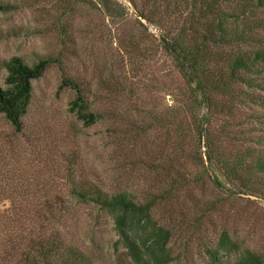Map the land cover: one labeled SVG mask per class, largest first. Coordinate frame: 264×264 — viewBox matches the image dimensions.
Returning <instances> with one entry per match:
<instances>
[{
  "label": "rangeland",
  "instance_id": "374dc122",
  "mask_svg": "<svg viewBox=\"0 0 264 264\" xmlns=\"http://www.w3.org/2000/svg\"><path fill=\"white\" fill-rule=\"evenodd\" d=\"M7 5L0 12V86L1 63L11 57L28 65L43 58L57 62L31 82L19 132L0 117V192L6 198H0V211L43 205L60 210L64 219L56 230L92 264H128L124 249L114 244L110 217L72 198V189L87 185L137 202L155 199L151 213L170 231L171 264H207L205 250L222 231L241 249L264 253V174L252 182L259 195L237 193L205 158L207 147L230 160L259 149L264 108L216 98L204 126L206 147L195 132L203 118L193 117L189 88L161 48L162 36L204 34L198 2L0 0ZM253 18L264 19V10ZM256 32L264 38V29ZM209 48L219 56L237 49ZM216 61L208 68L226 71L222 58ZM63 79L78 85L87 110L100 116L97 122L85 126L69 112L75 94L59 89ZM239 90L264 97L255 88ZM220 258L231 264L235 255Z\"/></svg>",
  "mask_w": 264,
  "mask_h": 264
},
{
  "label": "trees",
  "instance_id": "16d2710c",
  "mask_svg": "<svg viewBox=\"0 0 264 264\" xmlns=\"http://www.w3.org/2000/svg\"><path fill=\"white\" fill-rule=\"evenodd\" d=\"M201 6L206 20L204 34L188 36L184 30L171 36H162V50L189 88V98L195 119L197 139L208 146V134L204 129L210 111L216 107V98L244 103L253 102L264 108V97L240 91L239 86L264 92V38L256 31L264 29V19L253 18V13L264 10V0H192ZM11 6H0V12ZM210 46L232 47L233 53L221 56ZM222 58L226 71L215 72L208 65ZM56 59L43 58L28 65L20 57L2 61L5 71L4 87L0 86V117L16 132L21 130L22 118L31 100V82L40 78L45 69ZM213 68V67H211ZM71 88L75 97L69 112L85 126L100 119L89 112L78 85L63 79L59 89ZM203 112V113H202ZM202 113V114H200ZM257 150H244L231 160L210 153L205 155L209 167L219 170L224 185L234 187L237 193L253 196V179L264 174V137L257 139ZM210 145V144H209ZM216 171V170H215ZM214 185L220 187L217 176ZM225 188V187H223ZM237 188V189H236ZM10 195V203L14 197ZM259 195V194H258ZM71 196L81 203H92L111 219L116 234L115 246L124 249L128 264H171L174 258L169 249L170 231L157 223L152 216L155 199L137 202L126 193L106 195L90 186L72 189ZM0 198L6 199L0 192ZM45 203V201H44ZM64 219V213L52 207L34 206L20 208L9 206L0 211V264H92L90 256L66 243L56 230ZM207 264H227L220 258L234 254L231 264H264V253L241 249L231 236L222 231L212 248H206Z\"/></svg>",
  "mask_w": 264,
  "mask_h": 264
}]
</instances>
